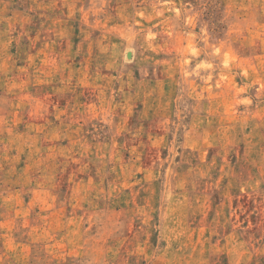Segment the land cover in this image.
<instances>
[{
    "label": "rangeland",
    "instance_id": "1",
    "mask_svg": "<svg viewBox=\"0 0 264 264\" xmlns=\"http://www.w3.org/2000/svg\"><path fill=\"white\" fill-rule=\"evenodd\" d=\"M0 264H264V0H0Z\"/></svg>",
    "mask_w": 264,
    "mask_h": 264
}]
</instances>
